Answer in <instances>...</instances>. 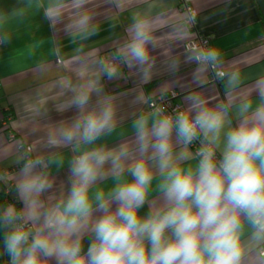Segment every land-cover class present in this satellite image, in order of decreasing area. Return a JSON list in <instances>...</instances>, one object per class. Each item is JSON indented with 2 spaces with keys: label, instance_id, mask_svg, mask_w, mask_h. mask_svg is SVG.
<instances>
[{
  "label": "clouds",
  "instance_id": "clouds-1",
  "mask_svg": "<svg viewBox=\"0 0 264 264\" xmlns=\"http://www.w3.org/2000/svg\"><path fill=\"white\" fill-rule=\"evenodd\" d=\"M125 2L110 0L117 9ZM89 3L0 8V44L11 20L37 11L51 27L63 25L79 51L100 30ZM196 23L195 12L186 14L185 27ZM157 25L133 13L127 40L97 60L98 77L70 88L57 106L73 115L50 130L42 150L16 141L17 170L0 168V264H264V71L249 82L237 64L225 67L219 47L193 43L185 62L196 66V88L183 103L169 110L166 89L137 96L143 107L119 142H102L120 117L100 77L116 78L126 66L147 82ZM211 80L222 84V99L200 91ZM64 168L66 183L56 189L54 173Z\"/></svg>",
  "mask_w": 264,
  "mask_h": 264
},
{
  "label": "crops",
  "instance_id": "crops-1",
  "mask_svg": "<svg viewBox=\"0 0 264 264\" xmlns=\"http://www.w3.org/2000/svg\"><path fill=\"white\" fill-rule=\"evenodd\" d=\"M184 2L197 14L192 29L184 24ZM19 5L20 0H0L3 9ZM85 7L94 12L100 30L79 51L81 45L69 43L63 25L51 27L40 12L32 11L6 26L10 39L0 45V168L17 170L12 163L17 140L40 151L50 130L73 115L58 112L57 106L72 94L70 88L98 77L97 60L127 40L133 13L158 20L153 32L156 46H150L154 64L147 82L138 69L126 66L116 78L100 77L104 92L114 96L119 107L120 128L102 141L109 147L119 142L118 132L128 129L132 114L143 107L135 102L137 96L175 90L182 104L184 96L196 88L192 82L196 66L185 62V43L194 32L219 47L225 67L237 64L249 82L264 71V0H126L120 9L110 0H91ZM68 21L66 13L64 22ZM174 60L179 61V70L173 74L169 64ZM200 91L213 101L223 98L220 82L210 81ZM5 108L10 116L7 128L1 124ZM67 175V168L54 173L56 189L66 183Z\"/></svg>",
  "mask_w": 264,
  "mask_h": 264
},
{
  "label": "built area",
  "instance_id": "built-area-1",
  "mask_svg": "<svg viewBox=\"0 0 264 264\" xmlns=\"http://www.w3.org/2000/svg\"><path fill=\"white\" fill-rule=\"evenodd\" d=\"M181 1V0H180ZM184 11L186 12V14H188L190 11L191 12H195L194 9H192L190 6H188L187 4H185L184 2ZM196 13V12H195ZM188 28H193L194 26H187ZM207 40L209 42V39L205 36L199 35L196 32L193 33V36L185 43V49L187 50V48L189 47V45L193 44V43H202L203 41ZM1 45V44H0ZM102 57H106V56H102ZM211 82H218L215 80H211ZM0 87H1V82H0ZM177 97H178V92H176L175 90H170L167 92V96L165 99V103H167L169 110H172L173 108L177 107L178 105H180L177 102ZM8 109H4L5 112V116L1 119V124L2 126H4L5 128L8 127V120H9V115H8ZM9 136L11 138H14L15 134H13L12 132L9 133ZM26 146H30L25 144ZM31 147V146H30ZM1 192V191H0Z\"/></svg>",
  "mask_w": 264,
  "mask_h": 264
}]
</instances>
